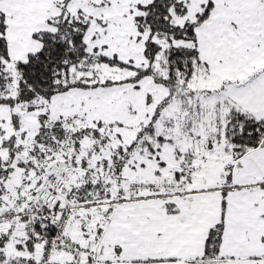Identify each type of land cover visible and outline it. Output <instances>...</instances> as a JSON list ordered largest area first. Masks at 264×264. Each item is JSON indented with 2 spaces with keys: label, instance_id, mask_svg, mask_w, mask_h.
Listing matches in <instances>:
<instances>
[{
  "label": "snow or ice",
  "instance_id": "obj_1",
  "mask_svg": "<svg viewBox=\"0 0 264 264\" xmlns=\"http://www.w3.org/2000/svg\"><path fill=\"white\" fill-rule=\"evenodd\" d=\"M0 264H264V0H0Z\"/></svg>",
  "mask_w": 264,
  "mask_h": 264
}]
</instances>
